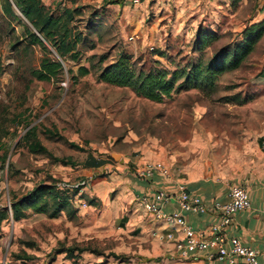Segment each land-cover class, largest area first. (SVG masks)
I'll return each mask as SVG.
<instances>
[{
  "label": "rangeland",
  "instance_id": "obj_1",
  "mask_svg": "<svg viewBox=\"0 0 264 264\" xmlns=\"http://www.w3.org/2000/svg\"><path fill=\"white\" fill-rule=\"evenodd\" d=\"M44 3L53 8L49 0ZM58 4L82 7L76 24L87 39L79 45V61L67 58L57 77L40 80L34 72L42 59L61 58L50 44L47 52L29 45L30 24L12 0H0V207L10 208L14 198L38 185L60 192L67 183L71 201L58 217L28 209L25 218L4 221L0 264H136L143 261L130 252L137 242L116 226V231L102 228L92 208L101 200L92 199L86 184L113 173L142 178L137 171L153 163L166 165L178 178L207 176L240 184L264 169L257 143L264 129V88L256 82L255 50L214 87L178 90L162 102L100 81V69L120 52L146 69L156 63L169 71L206 63L248 25L255 4L232 0V11L223 7L203 15L157 1L144 14L125 12L111 0ZM200 28L217 35L203 50L196 43ZM80 65L89 69L87 75H79ZM89 155L106 159L108 168L89 173L83 165ZM53 197L47 195L49 201Z\"/></svg>",
  "mask_w": 264,
  "mask_h": 264
},
{
  "label": "crops",
  "instance_id": "obj_2",
  "mask_svg": "<svg viewBox=\"0 0 264 264\" xmlns=\"http://www.w3.org/2000/svg\"><path fill=\"white\" fill-rule=\"evenodd\" d=\"M58 1L49 0V5L55 8ZM111 1L117 3L114 5L122 8L125 12L134 9L139 14H144L147 6L152 1H157L158 4L163 2L167 7L171 3H175V6L181 13L185 10H189V12L198 10L201 15L209 11L218 13L223 7H228V11H232V0ZM237 1L240 4L247 3L248 1H252L255 4V13L248 16V24L264 20V0ZM67 7H78V5ZM252 57L258 72L256 82L264 88V36L257 43ZM262 97L264 98V91ZM257 143L264 163V129L259 135ZM108 165L109 162L107 161L106 164L100 167L86 168L90 170L89 173H93L107 169ZM110 177L109 179L97 178L98 182L86 184L85 189L93 196L92 199L95 202L101 200V205L96 206L95 203L92 208L99 213L96 216V221H98L102 228L112 227V230H115L114 227L116 226L117 231L119 230L124 233L127 238H134V241L137 242L138 248L130 250V252L137 254L135 257L143 261L136 264H157L153 259H158V264H230L224 257L216 256L215 258H208L205 253L182 257L176 250V241L183 236L179 227L171 225L164 219L155 218L154 215L140 205L139 197L160 189H165L173 194L176 183L178 181L185 182L188 191L202 197L210 210L201 214L184 213V215L195 229L208 233L210 225L219 220L216 213L211 209L212 203L215 200H226L229 188L234 183L217 177L191 175L185 178H178L175 175H173V178H166L155 174L151 177L138 178L134 174L124 172L119 175L113 173ZM240 185H243L249 191L251 206L235 213L232 223L225 228V232L228 236L238 237L242 243L256 250L258 252L257 264H264V169L245 177ZM67 189L69 188L67 187ZM110 194L112 195L111 198H109ZM177 209L178 202L174 196L163 206L165 212H172ZM233 264L249 263L243 259H237Z\"/></svg>",
  "mask_w": 264,
  "mask_h": 264
},
{
  "label": "trees",
  "instance_id": "obj_3",
  "mask_svg": "<svg viewBox=\"0 0 264 264\" xmlns=\"http://www.w3.org/2000/svg\"><path fill=\"white\" fill-rule=\"evenodd\" d=\"M22 16L31 27L26 28V41L29 45H40L46 52L50 44L61 58L55 60L45 56L34 74L40 80H51L57 77L64 69L63 62L67 58L79 61L82 52L79 45L85 43L86 35L79 29L78 16L82 14V7H48L44 0H12ZM7 10L11 11V2ZM264 36V20L251 23L237 34V38L223 45L213 52L206 62L193 63L188 69L169 71L161 64H153L146 69L139 66L133 57L126 52H120L118 57L100 69L98 79L102 82L132 88L138 95L156 102L171 98L178 90L189 88L214 87L218 78L225 72L240 68L250 57L257 43ZM197 41L200 49H205L217 39L215 32H197ZM164 56L160 50H155ZM102 62L106 57H101ZM79 75L89 73L86 66H79ZM107 163L105 159H98L89 155L84 161V167L97 168ZM65 187H69L64 183ZM78 189L81 187H77ZM76 188L75 192L79 190ZM69 189L54 192L53 187L38 185L29 193L12 200L11 207H0V231L4 221L13 218L19 221L26 217L28 209L36 213H48L50 217H58L71 205ZM48 194H54L52 201L47 199ZM93 204L94 201L90 200ZM1 237V235H0ZM69 248L68 251H72Z\"/></svg>",
  "mask_w": 264,
  "mask_h": 264
},
{
  "label": "built area",
  "instance_id": "obj_4",
  "mask_svg": "<svg viewBox=\"0 0 264 264\" xmlns=\"http://www.w3.org/2000/svg\"><path fill=\"white\" fill-rule=\"evenodd\" d=\"M137 172L142 178L155 174L173 178L170 168L160 163L149 164ZM172 196L178 202V209L165 212L163 206ZM139 203L155 218L164 219L171 225L179 227L183 236L176 241V250L182 257L205 253L208 258L224 257L230 264L235 263L237 259H243L249 264L258 263L256 250L242 243L238 237L228 236L225 232V228L232 223L234 214L251 206L249 191L243 185H231L226 200H215L212 203L211 209L219 220L210 225L208 233L195 229L184 215V213H206L210 208L202 197L189 192L183 181L176 183L173 194L165 189H160L151 194L142 195L139 197Z\"/></svg>",
  "mask_w": 264,
  "mask_h": 264
}]
</instances>
